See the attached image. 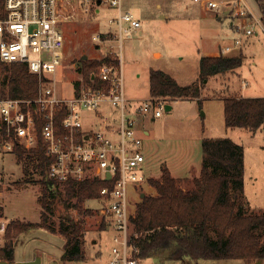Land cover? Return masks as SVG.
I'll use <instances>...</instances> for the list:
<instances>
[{"label": "rangeland", "instance_id": "374dc122", "mask_svg": "<svg viewBox=\"0 0 264 264\" xmlns=\"http://www.w3.org/2000/svg\"><path fill=\"white\" fill-rule=\"evenodd\" d=\"M244 1L259 17L255 0ZM123 11L132 13L141 21L142 26L134 32L123 34L121 51L118 40L104 42L97 48L95 47L97 41L94 39L104 35L103 33L119 34L117 24L110 23L111 19L117 18L116 8L101 6L99 12L79 8L77 16L62 25L65 43L62 64L56 74L60 94H72V84L80 76L79 71L75 70L72 64L78 68L77 63L84 54L91 59L113 53L110 51L112 46L120 57L126 97L145 99L150 97L151 68L160 66L167 68L179 78L181 72L182 83L189 84L199 76V58L206 48H224L234 44L237 38L242 39L243 43L246 41V36L241 31L232 28L230 24L232 19L225 14V11L203 10L200 4L193 0H125ZM235 22L236 26H239L240 20ZM239 48L226 51V54L235 55ZM154 50L162 52L163 56L160 60L153 57ZM251 63L252 60L248 59L243 65V71L246 69L249 71ZM7 71L0 63V98L8 97L5 84ZM241 73L242 78H231L226 83L210 79L204 89L203 97L207 99L203 101L202 107L193 100L170 101L167 104L174 107L171 110L164 107L162 117L153 119L151 114L145 116L141 126L150 130L151 134L149 137H143L142 151L147 157L145 172L149 179H162L163 169L167 167L183 187L193 185V180L198 177L197 173L200 172L202 165L203 138L224 133L223 127H221L222 131L218 130V108L222 112V102L208 98L214 94L220 96V94L228 95L229 91H240L241 80L247 79L248 76L246 72ZM205 106L211 112L208 118L205 116ZM100 111L112 121L117 119V113L112 108L110 110L108 105H103ZM83 112L84 126L87 127L97 121L93 112ZM105 119L97 128L104 126V122L108 121L107 118ZM257 137L260 143L264 144V127L259 130ZM238 140L240 143L244 142L243 139ZM245 144L248 148V157L244 177L246 194L245 189L244 194H248L251 213L260 214L264 212V164L261 161L264 157H252L255 156L254 145L250 141H245ZM260 153L264 155V147ZM40 181L41 177L37 172L33 176L26 175L23 163L18 162L17 154L14 151L4 152L0 144L1 215L8 222L20 220L35 224V227L16 238L15 261H28L40 256L42 264H107L114 245V229L101 228L104 219L98 211L101 201L92 199L85 202L84 207L91 209L93 213H79L74 207L67 209L64 204V189L59 186L55 196L47 199L51 204L50 208L46 209L40 201L42 195ZM143 193L156 194L149 180L137 191H131L134 213L143 198ZM44 211L48 216L47 222L54 231L44 227L42 216ZM68 215H71L82 227L83 249L86 255L83 261L62 260L66 238L59 232V227L61 220L66 219ZM260 233L264 237V229L260 230ZM6 241L5 234L1 235L0 247L5 245ZM140 264H155V261L141 260ZM194 264L248 263L243 259H220L194 261ZM253 264H258V261ZM259 264H264V260Z\"/></svg>", "mask_w": 264, "mask_h": 264}, {"label": "built area", "instance_id": "2783aa9c", "mask_svg": "<svg viewBox=\"0 0 264 264\" xmlns=\"http://www.w3.org/2000/svg\"><path fill=\"white\" fill-rule=\"evenodd\" d=\"M125 0H0V62L25 64L38 77L39 90L34 99L0 98V144L4 152L14 151L16 143L27 148L39 145V129L46 155L51 157L49 176L58 181L84 180L98 177L112 180L113 188L101 190L100 215L114 229L113 247L107 264H140L134 257L137 248L131 244L133 230L131 191H137L148 180L145 172L147 157L142 151L143 135L137 128V117L152 115L160 118L167 106L165 98L131 99L124 93L121 62L117 69L107 64L92 76L102 83L86 82L82 73L72 84L73 93L62 95L57 87L56 74L62 64L65 37L62 25L73 20L79 8L99 12L101 6L116 8L117 18L110 23L118 26L119 34L103 33L94 39L95 47L118 40L141 28L142 23L132 13L123 11ZM204 10L220 12L228 6L240 20L237 30L244 36L254 34L256 26L264 29L244 0H193ZM102 36H105L102 38ZM242 39L223 48V52L241 47ZM111 52L114 51L112 46ZM78 71V68L72 64ZM108 105L117 119H108L100 111ZM100 115L102 128H86L84 112ZM116 115V114H114ZM60 121V122H59ZM110 173V178L107 174ZM0 236L6 234L9 222L1 215Z\"/></svg>", "mask_w": 264, "mask_h": 264}, {"label": "trees", "instance_id": "16d2710c", "mask_svg": "<svg viewBox=\"0 0 264 264\" xmlns=\"http://www.w3.org/2000/svg\"><path fill=\"white\" fill-rule=\"evenodd\" d=\"M264 26V0H255ZM245 56L225 55L202 56L199 60V81L181 85L167 72L150 70V97L170 101L195 99L202 107L203 90L209 79L242 66ZM1 63V62H0ZM8 70L5 75L7 95L18 99H34L38 95L39 80L31 74L25 64H3ZM107 64L117 69L120 59L114 53L100 58L83 60L78 67L87 83L100 86L98 78L92 80L101 66ZM224 116L227 129L246 128L256 132L264 127V97H224ZM60 122V121H59ZM1 135L5 136L4 128ZM203 159L200 175L193 185L183 187L169 168L163 169L162 179H149L156 194L145 195L137 205L132 218L131 244L137 248L134 257L153 260L155 264H194L200 260L243 259L248 264L264 260V212L251 213L244 194L245 149L229 137H205L202 140ZM18 162H22L26 175L36 172L41 177L40 201L50 208V201L58 187L64 189V204L74 207L79 213H93L84 204L99 199L104 187L113 188L112 180L98 177L84 180L70 179L58 182L49 176L51 157L46 155L45 144L40 137L36 148L27 149L18 143L14 148ZM239 199V202H238ZM43 224H48L44 211ZM35 227L34 223L11 221L5 234L6 243L0 247V259H14V243L21 234ZM108 227L102 219L101 228ZM59 232L65 238L63 261H83V231L71 215L60 222Z\"/></svg>", "mask_w": 264, "mask_h": 264}, {"label": "crops", "instance_id": "0c3cea01", "mask_svg": "<svg viewBox=\"0 0 264 264\" xmlns=\"http://www.w3.org/2000/svg\"><path fill=\"white\" fill-rule=\"evenodd\" d=\"M255 3H256V1H255ZM256 5L258 8L259 17H261L259 6L257 3H256ZM221 11H225V14L228 15V17L230 19L234 20V22L231 20L232 22L230 21V24H231L232 28L234 30H236L237 26L235 24L236 23L235 21H238V18L233 16L231 9L228 6H225L224 8H222ZM257 27L259 28V30L256 31ZM256 28H255L254 34H252L250 36H246V41H244L242 46L239 48L238 53L235 54V55H238V54L242 53L245 56V59H244L242 66L235 69V70H232L230 72H227L224 74H219V75H216V76L210 78V79L221 80V81H224L226 83V81L230 80L231 78H235V77L242 78L241 72H246L248 74V76H247V79L241 80L242 86L240 87V91L233 90L232 92L229 91L228 95L220 94V96L218 94H217L218 96H216V94H214L211 98H208V99L218 100V101L222 102V112H220V108H218V122H219L218 130L222 131L221 127H223L224 133L219 135V136H207V137L208 138L229 137L237 143H240L238 139H243L242 141H244V142H242L240 144H242L244 146V149H245V176H246L247 157H248V152H247L248 148L245 144V141H250V143H252L254 145L255 156H252V157H264V155L262 153H260L262 150V147H264V144L260 143V139H259V137H257L258 132L261 128L259 130H257L256 132H251L250 130H248L246 128L227 129L225 126L224 100H223V98L229 97V96H234V97H264V29L261 28L260 26H256ZM244 49H245V51H244ZM221 53L228 55V54H226V52H223V48L217 49V48H210L209 47V48H206L202 52V55L200 56V58L202 56H218ZM152 54H153V57H155L158 60H160L163 56L162 52L159 50H154L152 52ZM200 58H199V60H200ZM248 59L252 60V63L250 65V69H249V71L247 69H246V71H243V69H242L243 65ZM151 69L163 70V71L167 72L168 74H170L172 77H174L179 82V84L188 85V84L182 83L181 79L183 78V74L181 72H179V75H180V78H179L177 75H175L173 72H171V70H169L167 68H163L161 66L158 68H151ZM176 73H178V72L176 71ZM199 78H200V71H199L198 78L196 80H194L192 83L199 81ZM192 83H189V84H192ZM149 86H150V71H149ZM203 94H204V90H203ZM205 99H207V97L204 98L202 95V103ZM185 100L197 101L195 99H185ZM178 101H182V100L181 99L174 100V102H178ZM167 106L170 107L169 110L173 109V107H174L173 105H169V104H167ZM109 109L111 110L110 107H109ZM205 109H206L205 116H206V118H208L209 113L211 115V112H209L207 106H205ZM94 116L97 118V121L93 122L92 124H90L87 127L85 126L87 129L91 128V127L97 128L99 126V123L101 125V121H100V117H99L100 115L94 114ZM103 116H106V114H104ZM152 118L154 119V116H152ZM144 120H145V116H138L137 117V128L142 133L143 137H146V136L149 137L151 134L150 130L144 129L141 126V123H143ZM205 129H206V127H205ZM261 161L264 164V158ZM200 171H201V169H200ZM199 175H200V172L197 173V176H199ZM245 181H246V179H245ZM245 194H246V189H245ZM245 200H246V202H248V206L250 208L251 203L248 200V194L245 195Z\"/></svg>", "mask_w": 264, "mask_h": 264}, {"label": "water", "instance_id": "95a60500", "mask_svg": "<svg viewBox=\"0 0 264 264\" xmlns=\"http://www.w3.org/2000/svg\"><path fill=\"white\" fill-rule=\"evenodd\" d=\"M89 57L87 54H84L81 56V59L80 61H78V67H81L83 66V60H87ZM166 109L169 110L170 107L169 106H166ZM107 178H110V173L107 174ZM145 196V193L142 194V197ZM261 260L258 261V264ZM0 264H42V258L40 256L36 257L35 259L33 260H28V261H13V262H10V261H7V260H3V259H0Z\"/></svg>", "mask_w": 264, "mask_h": 264}]
</instances>
